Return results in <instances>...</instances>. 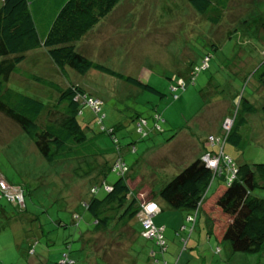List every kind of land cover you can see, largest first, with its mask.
Instances as JSON below:
<instances>
[{"label":"rangeland","instance_id":"374dc122","mask_svg":"<svg viewBox=\"0 0 264 264\" xmlns=\"http://www.w3.org/2000/svg\"><path fill=\"white\" fill-rule=\"evenodd\" d=\"M261 22L264 0H230L224 17L216 24L188 0H124L102 25L85 36L79 45L84 53L148 82L162 93L141 90L95 69L84 74L70 70L69 78L95 96V106L100 103L101 123H93L94 131L101 125L113 127L115 145L129 166L128 172L142 177L131 185L140 186L143 179L147 186L158 188L194 157L192 139L205 138L207 149L218 150L225 139L215 138L222 137L233 122L231 116L222 118L227 109L235 111L238 96L233 94H242L260 105L264 91L255 71L264 62ZM26 53L25 62L18 65L21 70L60 79L45 53ZM207 54L209 59L203 62ZM20 73L10 78L20 87L9 81L10 85L18 89L23 86L45 102L53 100L51 88ZM174 85L177 87L172 89ZM155 112L160 116L157 120L152 119ZM135 113L146 117L137 128L136 117H132ZM93 115L83 106L78 118ZM246 116V124L239 128L241 144L225 141L223 150L234 161L264 162V117L260 109ZM106 132L96 141L112 150L115 145ZM115 155L109 151L48 162L15 123L0 115V189L13 204L0 199V207L5 208L4 212L0 209V264H131L134 260L137 264H264V252L233 250L227 240L215 245L203 222L200 229L184 222L182 236L174 234L173 225L185 211L169 206L155 214L156 223L159 218L173 222L164 230L165 245L154 244L150 261L147 250L153 242L141 235L132 240L128 231L114 229L111 224L94 231V219L83 200L89 198L91 185L100 183V170ZM107 170L105 167L104 177L113 179L115 174ZM3 175L19 183H9ZM218 179L212 180L208 197ZM259 193L264 194V189ZM83 231L87 242L81 236ZM30 241L32 253L27 247ZM208 246L213 254L203 260L202 250Z\"/></svg>","mask_w":264,"mask_h":264},{"label":"trees","instance_id":"16d2710c","mask_svg":"<svg viewBox=\"0 0 264 264\" xmlns=\"http://www.w3.org/2000/svg\"><path fill=\"white\" fill-rule=\"evenodd\" d=\"M123 1L0 0V115L7 119L8 123H15L48 162L115 152L113 161H106L105 166L115 177L107 180L103 167L104 169L100 170L101 181L91 185L89 198L83 200L84 206L94 219V231L98 228L105 229L111 224L114 229L124 228L128 231L132 240L139 234L153 242L147 250L148 261L155 253L152 249L154 244L161 247L165 245L164 226L156 224L153 218L156 226H163L162 242L156 237L144 234L139 214L143 206L150 201L158 206L162 202L167 207L184 210L187 213L185 219L191 222L192 226H196L197 215H206V232H212L218 240H227L233 250L264 252V194L259 193V189H264V162L234 161L223 150L225 141L234 146H239L243 141L239 128L246 124V115L260 109L264 117V98H259L262 102L257 106L242 94L232 95L238 96L235 111L227 109L226 116L222 118L231 116L233 122L227 132H222V137H216L217 141H221L220 138L225 141L222 139L223 143L218 150L203 151L211 155H218L220 150L222 151L224 156L221 154L216 167L209 166L201 158L203 152L199 156L194 153L189 163L162 182L158 188L147 186L143 179L140 186H136V183L131 185L130 182L141 176L128 172L129 166L126 164L120 171L113 169L116 160L121 157V150L115 145L118 143L113 134L114 128L101 125L99 131H94L93 123H101L100 111L96 109L100 103L96 106L91 104L89 100L95 96L79 81L69 77L70 70L84 74L90 69H95L123 79L141 90L162 94L148 82L111 68L102 61L91 58L79 48L85 36L102 25L107 16L120 7ZM229 1L188 0L195 10L213 24L224 17ZM28 50L45 53L51 65L56 66L61 75L60 79L55 81L43 74L21 70L18 65L25 62L29 55L26 53ZM208 56H204L203 62L209 59ZM194 69L191 70V75H194ZM20 72L38 85L51 88L55 93L53 100L45 102L40 97L28 93L23 86L18 89L10 85L9 81L20 87L19 83L10 79L12 74ZM255 75L259 87L264 91V62L256 68ZM175 86L177 87L174 85L171 88ZM83 106H88L95 115L79 120ZM132 117H136V128L146 120V117L136 113ZM158 118L160 116L155 112L152 119ZM103 131H107L113 140L115 146H111L112 150L100 146L96 141ZM216 176L219 177V182L208 197L212 180ZM4 178L9 183H19L6 176ZM25 190L26 184L23 185V197ZM0 199L11 203L1 189ZM0 209L4 212L5 208ZM183 229L179 226L175 233L180 235ZM84 233L85 231L81 233L82 237ZM83 239L88 241L87 237ZM27 247L32 253L33 241L28 242ZM131 264L137 263L134 260Z\"/></svg>","mask_w":264,"mask_h":264},{"label":"built area","instance_id":"2783aa9c","mask_svg":"<svg viewBox=\"0 0 264 264\" xmlns=\"http://www.w3.org/2000/svg\"><path fill=\"white\" fill-rule=\"evenodd\" d=\"M93 99H90L89 102L91 104H93L92 102ZM94 105V104H93ZM97 107V106H96ZM98 109V107H97ZM209 138H211V140L213 141V136H209ZM217 139V138H215ZM220 154L218 155H211L208 152H203L201 155V158L209 165L212 167H216L217 164L219 163V159L220 156L222 154V151L220 150L219 152ZM223 155V154H222ZM224 156V155H223ZM123 159L120 157L119 159L116 160L115 164H114V168L115 170H122L123 168H125V166H123ZM1 183L3 184V181L1 180ZM0 184V185H2ZM3 186V185H2ZM159 207L155 202H147L144 206H143V210L142 212H140L139 214V219L142 222V225L144 227V234L148 237H156L158 240H161V230L163 228V226H156L153 221H152V216L153 214H155L158 211ZM190 218V216H189Z\"/></svg>","mask_w":264,"mask_h":264},{"label":"crops","instance_id":"0c3cea01","mask_svg":"<svg viewBox=\"0 0 264 264\" xmlns=\"http://www.w3.org/2000/svg\"><path fill=\"white\" fill-rule=\"evenodd\" d=\"M210 133H211V132H210ZM191 142H192L193 147H194L193 152L195 153V155H198V156H199L200 153H202L205 149H207V148L205 147V138H197V140L192 139ZM159 207L161 208V210H162L163 208H167V206H166L164 203H162V202H160ZM158 211H159V209H158ZM186 214H187V213H184V216H183V217L180 216V217L177 218V221H176V222L174 223V225H173V227H175V228H174V234H175V229L178 228L179 226H180L181 228H184L185 224H183V223H184V222H185V223L187 222L186 219H185ZM153 215H154V214H153ZM154 217H155V216H154ZM154 217H152L153 220H154ZM158 220H160V222H159V223H156V224H158V225H163V226H164V230L167 229L168 224H170V223L173 222V221L170 220V219L167 220V221H165V219H161V218H159ZM202 222L204 223V226L207 225V217H206V215H205V216L202 215V214H200V216L197 215L196 220H195V224H196L195 227H196L197 229H200V226H201V223H202ZM185 227H186V226H185ZM164 232H165V231H164ZM169 234H170V232H169ZM199 234H201V230L199 231ZM207 235H208L209 240L212 239V241L214 242L215 245H218V243L223 242V240H218V239H216V236H215L212 232H209V233L207 232ZM212 254H213V251L211 250V247L208 246L207 249L202 250V259H203V260L206 259V258L208 259L207 256H208V255H212Z\"/></svg>","mask_w":264,"mask_h":264}]
</instances>
